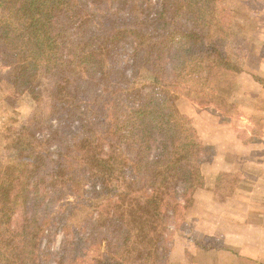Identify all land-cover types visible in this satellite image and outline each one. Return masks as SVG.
<instances>
[{
	"label": "trees",
	"instance_id": "trees-1",
	"mask_svg": "<svg viewBox=\"0 0 264 264\" xmlns=\"http://www.w3.org/2000/svg\"><path fill=\"white\" fill-rule=\"evenodd\" d=\"M225 1L0 0V64L38 121L0 155V264H171L213 154L178 99L236 107Z\"/></svg>",
	"mask_w": 264,
	"mask_h": 264
},
{
	"label": "crops",
	"instance_id": "crops-1",
	"mask_svg": "<svg viewBox=\"0 0 264 264\" xmlns=\"http://www.w3.org/2000/svg\"><path fill=\"white\" fill-rule=\"evenodd\" d=\"M257 85L253 88L261 90ZM261 117L264 121L263 112ZM239 120L243 121L240 127L251 123L247 116ZM212 125L202 138L214 144L216 153L203 164L202 173L206 179L220 172L240 173V181L223 201L208 188V181L206 187L196 189L186 214L188 228L174 238V257L181 264H264V127L249 128L247 136L259 139L248 143L232 124ZM225 130L233 134L220 138Z\"/></svg>",
	"mask_w": 264,
	"mask_h": 264
},
{
	"label": "rangeland",
	"instance_id": "rangeland-1",
	"mask_svg": "<svg viewBox=\"0 0 264 264\" xmlns=\"http://www.w3.org/2000/svg\"><path fill=\"white\" fill-rule=\"evenodd\" d=\"M225 5L231 11L232 23L227 29L224 51L242 67L237 76V88L232 97L236 102V107L230 113L225 114L224 110L215 104L200 105L194 97L181 96L177 102L178 109L195 128L199 137L205 143L213 146V154L209 160L204 162L206 164L213 160L216 153L214 144L208 139L202 138V135L213 127L212 123L218 126L232 124L238 132V136L242 140L248 141V143L259 139L256 137L255 140L254 137L247 136L249 128L257 131L264 127V121L261 117V112L264 114V0H226ZM10 76V68L0 64V155L4 161L15 160L21 156L22 151L20 149H11L9 146L13 145L14 140L21 135L30 134V130L34 129L38 122L30 100L15 95L10 84ZM247 82H252L253 87L258 84L257 86H260L261 90L256 87L254 89L247 85ZM52 84V80L47 77L42 81L45 94L43 103L44 119H46L49 110L48 96ZM242 115L247 116L251 121L246 127L239 126L243 124V121L239 120ZM192 116L195 117V120ZM206 116H209L210 119ZM44 125L45 123L38 126V133L41 136L46 130ZM229 134H233L232 130L231 132L225 130L223 133H219L218 136L227 138ZM222 173H228L224 177L227 182L231 179V175L236 174L233 172H220L217 175H211L207 179L208 188H214L215 178ZM237 185L235 189L238 187ZM235 189L232 191L224 190L220 193L216 191V193H218L220 201H223L228 195H232ZM68 198L74 200L72 194H68ZM193 204L194 201L186 209L184 220H180V224L174 232V238L179 230L188 228L186 214ZM60 240L61 235L54 237L53 245L57 247ZM173 242L170 256L171 264H181L174 257Z\"/></svg>",
	"mask_w": 264,
	"mask_h": 264
}]
</instances>
